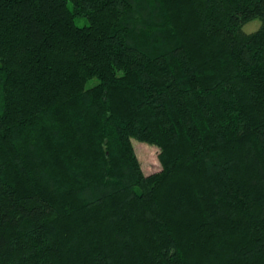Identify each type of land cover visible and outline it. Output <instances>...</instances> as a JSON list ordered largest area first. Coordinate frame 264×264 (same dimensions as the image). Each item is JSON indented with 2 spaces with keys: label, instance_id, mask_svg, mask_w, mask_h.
I'll list each match as a JSON object with an SVG mask.
<instances>
[{
  "label": "trees",
  "instance_id": "1",
  "mask_svg": "<svg viewBox=\"0 0 264 264\" xmlns=\"http://www.w3.org/2000/svg\"><path fill=\"white\" fill-rule=\"evenodd\" d=\"M0 264H264V0H0Z\"/></svg>",
  "mask_w": 264,
  "mask_h": 264
},
{
  "label": "rangeland",
  "instance_id": "2",
  "mask_svg": "<svg viewBox=\"0 0 264 264\" xmlns=\"http://www.w3.org/2000/svg\"><path fill=\"white\" fill-rule=\"evenodd\" d=\"M76 25L83 28L88 25V22L86 19L80 18L76 20ZM260 27L261 22L256 20L246 24L243 30L245 33L251 34L259 30ZM133 145L145 175L149 176L159 172L162 169L159 162L160 151L158 147L140 142L135 138L133 139Z\"/></svg>",
  "mask_w": 264,
  "mask_h": 264
}]
</instances>
